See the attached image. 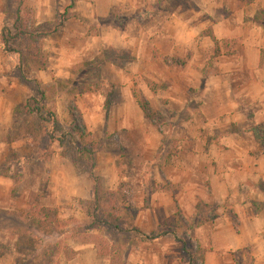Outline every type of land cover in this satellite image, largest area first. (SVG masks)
<instances>
[{"label": "rangeland", "instance_id": "1", "mask_svg": "<svg viewBox=\"0 0 264 264\" xmlns=\"http://www.w3.org/2000/svg\"><path fill=\"white\" fill-rule=\"evenodd\" d=\"M253 1L149 0L145 7L130 9L127 0H121L118 7L107 11L101 8L100 0L98 9L90 8L94 0L79 5L75 0L61 16L69 0H25L28 10L23 15L34 32L10 44L21 55L3 53L0 40V264H188L189 255L194 264H215L228 258L235 264H257L250 245L229 256L215 248L210 234L202 239V234L192 230L214 220L216 211H230L234 230L241 232L232 208H228L232 203L216 205L202 199L192 216L185 217L175 198L181 188L165 177V171L175 174L173 165L192 163L190 154L183 152L192 141L203 138V163L211 160L207 155L211 144L223 145L228 136V126L212 129L205 127L203 117L189 120L198 109L200 91L191 85L193 78L186 83L190 98L175 114L167 110V100L157 93L165 87L157 77V68L153 76L141 68L133 69L127 87L134 104L122 108L118 104L123 97L118 93H125V84L108 82L105 76L114 74L108 72L103 77L101 67L113 64L125 68L134 57L127 49L111 46L99 53V42L91 40L101 32L113 33L111 29L131 34L141 28L150 35L155 60L159 41L163 43L166 33L181 49L179 55L167 59L176 68L192 61L194 71L201 65L203 76L217 75L219 59L243 46L248 23L258 19L264 22V11L256 12L252 19L248 15L246 9ZM14 9V0H0V29L3 19L9 26ZM223 19L222 33L225 30L241 36H213L212 24ZM211 36L218 40L219 50ZM224 39H228L225 47ZM60 45L62 49H58ZM37 88L44 92L40 105L55 111L61 131L72 133L74 142L49 141L40 119L26 111L24 103L31 95L39 96ZM140 105H146V110ZM112 111L117 116L129 113L134 121L120 126L109 121ZM179 117L201 129L192 141L163 133H170ZM78 122L88 133L82 139L75 128ZM247 125L252 129L257 124ZM231 128L237 129L235 124ZM147 131L164 134L154 156L145 150ZM237 132L241 133L239 129ZM239 136L241 139L235 136L234 140L250 145L247 134ZM84 144L94 150V174L99 177L98 205L90 213L92 159L76 149ZM253 183L264 193L262 182L250 185ZM251 205L254 211H264V201L253 200ZM104 221L123 230L110 231L103 227ZM161 230L174 231L186 241L188 251L183 252L182 244L171 234L142 239V234ZM243 230L249 240L251 235L253 243L257 242V226Z\"/></svg>", "mask_w": 264, "mask_h": 264}, {"label": "crops", "instance_id": "2", "mask_svg": "<svg viewBox=\"0 0 264 264\" xmlns=\"http://www.w3.org/2000/svg\"><path fill=\"white\" fill-rule=\"evenodd\" d=\"M82 1L86 0H78V5ZM87 1L93 3L92 0ZM98 3V0H94L90 8L98 9ZM100 3L104 5L101 8L108 11L118 7L122 2L121 0H100ZM127 3L130 9H139L145 7L149 0H127ZM248 8L246 10L252 19L256 12L258 15L259 11H264V0H254ZM223 23L224 19L218 24H212L213 36L221 38L234 36L235 34H228L225 30L222 33ZM248 24L249 26L243 32L246 39H244L243 46L237 48L235 53L230 56L219 59V63L216 65L218 66L217 75L203 76L201 65L197 72L194 71L196 69L191 65L192 61H189L184 68H176L167 59L171 55H179L181 49L179 45L172 43L173 41L169 37L171 35L166 33L163 36V43L159 41V56L155 60H152L151 48L153 45L149 40L150 35L141 28L131 34L123 30L117 32L111 29L113 33L101 32L96 37H91V40L93 43L99 42L97 45L99 53L111 46L117 49H127L134 57L132 62L126 63L125 68H116L113 64L107 67L110 69L105 68L104 65L101 67L103 77L109 75L108 72L114 74V77L112 75L105 76L108 82L116 85L125 84L123 88L126 90L125 93L122 90L118 93L119 97H123L122 102L118 104L122 108L133 107L134 104V98L131 93H128L127 87L128 78L131 77L133 69L141 68L142 72L153 76V69L157 68V77L165 86L157 93L159 96H163L161 98L167 100L165 105L167 110H172L175 114H178L186 106L190 98L186 93V85H188L186 83L188 80L190 83L193 78L191 85L200 91L197 97L198 109L193 118L189 120L196 121L197 118L203 117L206 121L205 127L212 129L228 126V136L223 141L225 142L223 145L213 142L211 149L207 152L216 165H213L211 160L200 163L201 156L206 157L202 147L203 138L198 139V142L191 139L196 138L201 129L195 123L192 124V121L177 118L170 133L167 131H163V133L165 132L166 136L171 138H186V140L192 141L188 144V149L183 147V152L190 154L192 163L173 165L172 169L175 174L165 171V177L173 184L180 186V192L175 198L177 204L183 209L185 217L192 216L196 210L195 205L202 199L216 205L226 201L232 203L228 208H232L241 232L236 233L234 230L229 218L230 211L228 213L216 211L217 216L214 220L196 225L192 228L193 232L202 234V239L205 235L210 234L215 248L224 250L229 256L232 252L250 245L257 264H264V211H254L251 205L253 200L264 201V193L259 189L258 184L250 185L251 182L264 184V149L259 148L258 144L256 149L253 133L251 129H247V124L250 122L257 125L264 122V22L262 23L258 19L257 22ZM235 36L239 37L241 33ZM194 37H196V33ZM160 40H162L161 37ZM58 49H62V45ZM171 77L173 81H171ZM120 88L122 87L120 86ZM141 118L139 115V122H141ZM109 121H117L121 124L120 126H125L127 122L134 120L129 113L124 112L117 116L112 111ZM232 124H235L241 133L237 132V129L232 130ZM163 133L147 131L145 150L149 155L154 156L157 153L159 139L163 137ZM240 134H247L250 145L247 143L242 145L240 140H234L235 136L240 138ZM150 138H153L152 142ZM240 187L244 188L240 190ZM246 226H257V242L253 243L251 235L249 240L248 235L243 234L245 231L243 228ZM206 264L212 263L208 261ZM215 264L235 263L232 258H228L216 261Z\"/></svg>", "mask_w": 264, "mask_h": 264}, {"label": "trees", "instance_id": "3", "mask_svg": "<svg viewBox=\"0 0 264 264\" xmlns=\"http://www.w3.org/2000/svg\"><path fill=\"white\" fill-rule=\"evenodd\" d=\"M14 2H15V9H14V15H13L12 21L9 24V26H7L6 25L7 21L3 19V25L0 29V40H1V47H2L3 53L10 54L14 52L20 56L21 55L20 51L10 46L11 42L30 37L34 31L32 30V27L28 25L29 24L28 20L23 15V12L25 10H28V8H26L25 6V0H14ZM74 2L75 0H69V4L67 5L64 13L61 14V16H65L67 10L73 7ZM211 39L215 45V49L219 50L218 40L213 36H211ZM226 40L228 39H224V41H222L224 47L227 46L225 44ZM232 40L235 41V39H232ZM233 53H235V51L231 52V54ZM20 76L24 78V74L22 70H20ZM34 82L37 83V81H34ZM37 85L39 84L37 83ZM36 91L39 96L37 97V96L31 95L24 103V107L26 111L34 113L40 119V121L44 125L45 134L49 141L51 142L56 141L60 144L64 143L65 141L74 142L72 133L61 131V127L59 126V121L57 119V115L55 111L52 109H47L43 105H40V101L44 96L43 95L44 92L41 89L39 90L38 88L36 89ZM140 107L143 110H146V105L145 106L140 105ZM75 128L79 134L80 139L88 135V133L85 131L84 126L80 122H78V124L75 125ZM251 131L253 133L255 141L264 149V125H256L255 127L251 129ZM88 145L84 144L81 147L76 148V149H77V152L79 153L85 152L86 154H89L92 159V163L90 165V177L92 179L94 192H93V199L88 201V213H90L91 208L95 210L96 205H98L99 177L94 174V167L96 164L95 157H94V150L91 148L90 145H89L90 146L89 148ZM95 217L96 216L93 215V218ZM102 224H103V227L107 228L110 231H119V230L122 231L123 230L118 225L112 224L110 222L104 221ZM167 234H171L175 238L176 241L182 244L183 252L188 251L186 241L176 236V233L174 231L161 230V231L153 232L151 234H142V239L148 240V241L155 240ZM188 264H194V260L192 259V257H190V255L188 257Z\"/></svg>", "mask_w": 264, "mask_h": 264}]
</instances>
